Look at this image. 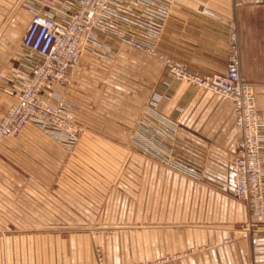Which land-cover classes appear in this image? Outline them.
Wrapping results in <instances>:
<instances>
[{
  "label": "crops",
  "instance_id": "1",
  "mask_svg": "<svg viewBox=\"0 0 264 264\" xmlns=\"http://www.w3.org/2000/svg\"><path fill=\"white\" fill-rule=\"evenodd\" d=\"M44 1L49 8L39 6V1L0 0V119L16 102V93L36 62L22 48L32 15L39 12L66 23L78 2ZM127 1L136 4V14L146 7L153 11L152 5L159 11L155 19L159 31L143 40L145 46L156 48L158 56L128 45L120 36L121 27L94 31L69 84L48 85L43 98L61 105V112L82 126L78 143H159L161 163L166 164L172 134L177 148L185 149L193 125L199 153L229 163L240 137L231 102L174 80L165 60H175L198 75L223 74L229 36L240 20L241 73L252 86L261 113L264 188V40L260 39L264 35L262 28L249 23L264 20V12H237L238 6L264 5V0ZM125 82L129 94L124 97ZM138 84H144L141 105ZM72 159L33 124L0 143V264H100L96 248L102 264H111L109 260L121 258V244L128 245L129 253L134 251V256L129 254L134 261L245 264L252 259L264 264V215L259 219L257 247L251 250L236 229L249 220L247 205L232 191L193 178L182 189V195L189 197L186 210L194 213L190 224L183 229L138 224L136 205L120 208L115 197L124 194L104 186V173L88 175L101 181L94 187H74L72 172L66 168ZM133 177L129 174L130 180ZM152 208L146 205L141 210L147 213ZM202 211L209 213V224L199 222L196 213Z\"/></svg>",
  "mask_w": 264,
  "mask_h": 264
},
{
  "label": "built area",
  "instance_id": "2",
  "mask_svg": "<svg viewBox=\"0 0 264 264\" xmlns=\"http://www.w3.org/2000/svg\"><path fill=\"white\" fill-rule=\"evenodd\" d=\"M136 4L127 0H78L77 8L61 23L55 16L34 13L22 38L25 55L35 58L31 76L16 93V102L0 119V143L18 136L28 124L45 131L54 141L71 149L83 128L61 112V105L43 98L48 85L66 87L80 61L81 54L94 31L121 27L120 36L136 50L158 56L154 46L143 44L159 31L155 21L159 11L145 8L134 12ZM169 7H165V11ZM174 80L216 94L232 104L235 126L240 131L234 158L226 165L230 188L244 201L251 215H262L264 188L262 181L261 115L255 105L252 86L241 73L239 43L234 28L229 36L225 72L221 75H198L181 63L166 59ZM257 234L251 243L257 244Z\"/></svg>",
  "mask_w": 264,
  "mask_h": 264
},
{
  "label": "rangeland",
  "instance_id": "3",
  "mask_svg": "<svg viewBox=\"0 0 264 264\" xmlns=\"http://www.w3.org/2000/svg\"><path fill=\"white\" fill-rule=\"evenodd\" d=\"M24 1H35L36 3L39 1V6H44V8L50 7L44 0ZM237 8V12L240 14L253 11L264 12V5H243ZM249 23L253 24L254 27L262 28L260 33L264 35V20L254 19L250 20ZM233 25L237 33L240 55L242 32L240 30V20H236ZM261 38L264 40V36H260ZM143 85L138 84V92L136 93L138 105L143 104L145 101V99L141 100L144 97L143 94H145L141 90ZM122 88L121 96L124 94L128 96L129 84L126 82L122 83ZM198 90L202 94H207V96L213 98L210 93H207L208 91ZM193 128L195 127L191 125L192 130ZM191 129L190 133L186 134L185 137V149L177 148L176 137H174L176 135L172 134L173 137L167 146L169 159L166 164L164 162L161 163L160 147L157 146L159 143H154L153 145L150 143H78L81 138L80 136L78 142L71 149H67L60 143L55 142L64 148L67 156L73 158L71 164H68L66 168L72 172L74 187H82L84 185L85 187L86 185L94 187L101 181L97 178H88V175L94 173L93 176L95 177L98 174L104 173L106 175L103 181L104 186L106 188H115L118 191L121 190V193L124 194L115 197L120 208L126 207L128 209L129 205H136L138 209L135 211L137 215L136 223L145 224V222H149L148 224H153L154 226L163 224L162 226L166 225L175 227L174 229L176 227L183 229L182 227L187 226V223L190 224L194 217V213L191 210H186L185 207V204L189 202V197L182 195V189L189 187L188 180L194 178L193 180L205 183L206 185L210 184L214 188L232 191L225 172L228 163L217 162L216 159L207 155L206 152L200 154L198 143L194 142V134L191 132ZM41 131L52 139L45 131ZM13 138L15 137L10 139ZM167 172V176H161V173ZM129 174L135 175V180L134 177L130 180ZM146 205L153 207L152 212L146 213L144 210H141ZM131 213L133 214L134 212ZM196 215L200 216L199 222L201 224H209L208 212H197ZM263 215L264 209L262 215L254 217L248 210V222L236 225V229L241 231L248 240L251 250L257 247L258 241L256 246H253L251 240L254 234H257L258 240L259 219ZM121 251V258L109 260L111 264H162L167 261V259L156 262L131 260L129 254L134 256V251L133 253H129L127 244H121ZM95 252L98 262L102 264L100 249L96 248ZM245 264L256 263L251 259Z\"/></svg>",
  "mask_w": 264,
  "mask_h": 264
}]
</instances>
